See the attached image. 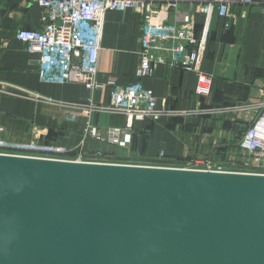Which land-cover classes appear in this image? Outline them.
Instances as JSON below:
<instances>
[{
  "label": "crops",
  "instance_id": "crops-1",
  "mask_svg": "<svg viewBox=\"0 0 264 264\" xmlns=\"http://www.w3.org/2000/svg\"><path fill=\"white\" fill-rule=\"evenodd\" d=\"M257 1L232 6L228 17L215 12L207 19L190 9L187 26L196 38L205 35L199 68L212 75L210 93L196 95L195 73L155 65L140 80L156 106L166 111L156 119L133 120L130 142L120 147L84 137V132L88 124L102 136L109 128L126 129V113L96 108L109 103L110 80H138L141 14L132 9L105 12L96 73L100 87L89 89L82 83L41 80L39 54L29 52L17 32L42 28L43 9L33 0H0V30L14 32L0 37V138L15 145L34 141L56 146L70 156L80 147L86 157L99 153L117 163L173 164L220 153L239 165L245 155L239 141L248 115L256 112L235 106L260 101L264 90V5Z\"/></svg>",
  "mask_w": 264,
  "mask_h": 264
},
{
  "label": "water",
  "instance_id": "water-1",
  "mask_svg": "<svg viewBox=\"0 0 264 264\" xmlns=\"http://www.w3.org/2000/svg\"><path fill=\"white\" fill-rule=\"evenodd\" d=\"M0 264H264V174L0 154Z\"/></svg>",
  "mask_w": 264,
  "mask_h": 264
},
{
  "label": "built area",
  "instance_id": "built-area-1",
  "mask_svg": "<svg viewBox=\"0 0 264 264\" xmlns=\"http://www.w3.org/2000/svg\"><path fill=\"white\" fill-rule=\"evenodd\" d=\"M44 11L45 23L40 29H20L17 37L29 52H37L38 74L41 80L82 83L86 88L100 87L96 81L98 54L104 14L110 10L132 9L142 16L139 46L138 80L129 84L109 81V103L98 110L126 113V129L109 128L105 136L88 124L84 137L125 147L130 142L133 120L156 119L165 109L156 106L155 97L140 78L152 74L154 66L166 64L177 66L196 75L195 93L207 96L210 93L212 75L199 68L205 35L198 39L187 26L190 9H195L206 18L217 12L220 17L231 16V7L236 4H256L257 0H33ZM264 5V0H261ZM185 4L187 10H180ZM262 99L253 104L237 105L236 109H254L248 115L249 124L239 141L244 156L237 165L235 161L213 158L190 159L182 165L159 162H123L120 164L175 167L204 171H232L264 174V90ZM50 101V100H48ZM84 107V104H73ZM85 108V107H84ZM4 128L0 124V134ZM0 154L19 155L45 159H62L83 162L117 163L101 158L99 153L86 157L80 150L70 156L66 149L52 145L9 144L0 138ZM162 154V153H161Z\"/></svg>",
  "mask_w": 264,
  "mask_h": 264
},
{
  "label": "rangeland",
  "instance_id": "rangeland-1",
  "mask_svg": "<svg viewBox=\"0 0 264 264\" xmlns=\"http://www.w3.org/2000/svg\"><path fill=\"white\" fill-rule=\"evenodd\" d=\"M205 158H213V159H217V160H222V159H224V156H221L220 153H217V154H214V155L212 154V156L209 155V157L207 156ZM202 159H204V158H202ZM182 164L183 163H173L171 165H182Z\"/></svg>",
  "mask_w": 264,
  "mask_h": 264
},
{
  "label": "trees",
  "instance_id": "trees-1",
  "mask_svg": "<svg viewBox=\"0 0 264 264\" xmlns=\"http://www.w3.org/2000/svg\"><path fill=\"white\" fill-rule=\"evenodd\" d=\"M138 162H139V160H138Z\"/></svg>",
  "mask_w": 264,
  "mask_h": 264
}]
</instances>
